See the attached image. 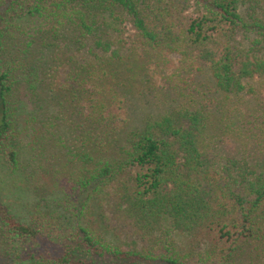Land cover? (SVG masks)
<instances>
[{"label": "trees", "instance_id": "16d2710c", "mask_svg": "<svg viewBox=\"0 0 264 264\" xmlns=\"http://www.w3.org/2000/svg\"><path fill=\"white\" fill-rule=\"evenodd\" d=\"M22 19L37 32L51 27L53 59L63 41L65 62L51 59L44 88L12 78L2 59L9 25ZM133 45L162 71L169 55L180 59L166 76L176 98L130 120L127 98L111 94L97 68L131 58ZM25 83L39 114L16 115L9 97ZM263 89L264 0H0L8 178L20 176L21 187L27 145L46 142L54 173L70 172L53 175L58 193L39 198L29 222L0 203V264H231L264 234ZM247 94L255 104L244 111ZM183 237L188 250L176 252L170 240Z\"/></svg>", "mask_w": 264, "mask_h": 264}, {"label": "rangeland", "instance_id": "374dc122", "mask_svg": "<svg viewBox=\"0 0 264 264\" xmlns=\"http://www.w3.org/2000/svg\"><path fill=\"white\" fill-rule=\"evenodd\" d=\"M38 29L39 28H35L32 19L12 20L11 27L9 25L7 42L3 48L2 59L6 66H10V68L13 69L11 74L12 78L15 76L18 79L25 80L27 77L31 76L32 79H37L44 88L42 82L48 75L47 66L51 64V59L52 61L62 62L63 64V62H65L63 59H65L67 54L63 52V41L59 42L55 39V42L58 43L55 49L59 52H57L56 55L54 54L55 59H53V54L49 51L53 30H51L50 26L45 28L42 27L40 32H37ZM30 41L34 43L28 46L26 51L22 52V49H25V46ZM135 46L136 45H133L135 54H133L131 58L124 59L121 62H111V64L107 65L104 63L97 68V76L102 77L103 86L107 87L114 96L122 98L124 95L125 99L127 98L124 110H127L125 116H128L127 119L130 120L132 117L137 119L148 112L156 113L158 111H163L171 104L173 99L176 98L177 90L174 88L172 89L173 85L169 84L166 76L173 71L180 59L178 53L169 55L171 58V60L169 59L170 63L168 64L166 62V65H164V70L167 71H162L156 68L154 62L147 65V63H149L148 61H152L149 60L146 55L148 51L147 48L136 49ZM34 66L36 67L35 71L31 69V67ZM133 69H135L136 72H134ZM195 73L196 76L194 80L198 81L201 86H203V90H209L210 85L208 86V83L205 81L208 74H205V72L201 73L199 70ZM35 76H37V78H35ZM131 76H133V79ZM44 83H46V81H44ZM32 84H34V82H32ZM163 86L166 89H168V86L170 87L165 91L166 95L160 92ZM32 90L33 88L28 86L27 83L22 86L19 85V87L18 84L13 86V92L10 94L9 98L13 103L16 115L41 113L39 106L36 104L37 101L31 97ZM149 90H152V92ZM142 91L144 92V96L140 94ZM262 92L261 96L264 98V89ZM249 98L250 96L247 94V97L243 100H246V103H242L238 107L243 108L244 111H247L250 106L253 107L255 100ZM116 104L119 105L118 103ZM122 110L123 109H121V111ZM46 114L49 115L48 112H46ZM47 135H50V133H47ZM27 147L29 153L26 151V154L23 156V168L25 172H23L24 175H22L24 183L21 187H18V182H20L21 179L20 176L14 178L12 182L9 180L8 171L5 169L4 157L0 153V203L4 202L6 199L7 203L12 204L13 211L18 213L25 222L31 221L30 219L32 218L34 206L41 201H39V198L47 195L45 199L49 200V198L51 199V197H54L55 193H58L59 190H56L57 187L51 183V180L54 179L53 175H63V179H65L70 173L67 170H63L59 175L54 173L57 169L56 166L53 168L48 162L51 161L55 164V161H53L54 157L52 156H54L53 154L56 150L52 143L46 142L43 146L45 150H39V147L33 145H27ZM32 147H35V149ZM59 163L62 164L58 159L56 165H59ZM38 187L42 188L37 189ZM41 203L45 204L44 201ZM46 211L49 210L46 208ZM90 222L93 228L98 230V232L99 230L104 232L100 221H95L93 223L91 220ZM1 234L0 232V246L2 244ZM105 237L108 238L107 236ZM113 239L122 242L119 238L116 239L113 237ZM170 241L173 242L172 247L176 252L183 253L188 250L186 245L187 241L184 237L174 241L171 239ZM263 259L264 234H260L258 237L248 240L243 245L234 256L231 264H261Z\"/></svg>", "mask_w": 264, "mask_h": 264}]
</instances>
